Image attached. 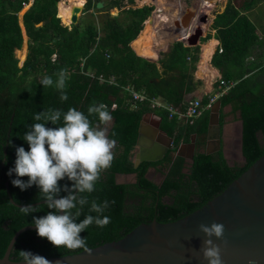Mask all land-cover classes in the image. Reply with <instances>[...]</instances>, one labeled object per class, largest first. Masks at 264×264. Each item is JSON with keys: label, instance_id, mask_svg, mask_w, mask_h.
<instances>
[{"label": "trees", "instance_id": "1", "mask_svg": "<svg viewBox=\"0 0 264 264\" xmlns=\"http://www.w3.org/2000/svg\"><path fill=\"white\" fill-rule=\"evenodd\" d=\"M29 1L0 0V257L20 228L34 225V216H45L51 211L40 203L33 205H40V211L24 216L19 211L21 206L10 199L21 205L43 201L39 199L38 186L21 190L12 184L16 174L8 175L9 169L15 166L16 149L23 146L29 150L22 137L29 130L28 125L36 122L33 115L37 112L48 108L67 111L74 107L87 114L90 105L103 103L113 116L108 134L118 145L112 166L102 173L96 191L85 194L89 201H109L110 207L103 215L110 217V223L104 228L93 224L81 232L88 248L119 240L139 224L150 223L154 218L167 223L194 212L264 155V40L248 14L257 0H228L212 23L215 33L210 32L201 39L207 41L214 36L219 40L222 52L219 49L214 52L211 64L221 71L224 80L234 82L219 98L221 130L226 115L223 108L227 105L232 106L233 113L239 112L242 120L245 162L233 165L228 163L222 149L212 153L201 150L210 109L194 124H183L170 119L167 110L152 107L151 99L159 97L169 104L184 105L185 93L195 89L197 84L193 72L200 52L199 46L186 47L182 42H175L159 60L162 70L156 62L138 56L130 43L143 29L153 6L133 7L134 0H127L130 4L127 7L125 0H107V4L98 9L101 13L95 21L91 9L102 0H87L83 13L89 11L90 18L81 16L77 23L68 26L58 17V0H33L22 16L28 39L26 58L19 66L16 50L24 43L19 12L23 3ZM114 8L118 13L111 15L110 10ZM261 26L264 34V24ZM191 48L193 58L187 60ZM61 69L68 73V100L65 102H61L60 93L54 87L40 83L45 76L56 79ZM127 88L145 94L146 98L135 103ZM208 101V96H204V104ZM148 111L161 116V128L174 138L173 147L162 159L142 161L135 166L132 153L140 123ZM46 126L60 125L48 122ZM194 134L198 148L193 162L188 163L175 152L182 143H190ZM151 167L165 173L160 184L147 177ZM117 173H136L137 180L119 183ZM21 179L26 182L28 177ZM59 183L63 189V185L70 187L73 182L65 178ZM67 194L62 190L57 197ZM88 208L89 205L84 206L77 222L89 214ZM19 250L48 258L84 249L73 252L58 248L47 238L38 236L37 229H28L14 243L10 254L13 260H22Z\"/></svg>", "mask_w": 264, "mask_h": 264}, {"label": "water", "instance_id": "2", "mask_svg": "<svg viewBox=\"0 0 264 264\" xmlns=\"http://www.w3.org/2000/svg\"><path fill=\"white\" fill-rule=\"evenodd\" d=\"M203 3L197 0L186 4V7L181 9L178 20L174 21L175 27L172 29L178 31V38L186 47L196 46L200 38L205 35L202 25L198 24L199 26L191 28L194 19L202 23H207L209 20V14L203 10L205 8ZM58 4L59 1L56 2L57 6ZM103 4V1H100L96 7L102 8ZM83 9L84 4L81 7H74L71 23L75 24L79 21ZM202 11L203 15L200 16ZM185 33L187 36L192 34L189 38L186 37L187 39L182 38L186 35ZM218 107L214 105L211 107L207 129L209 141L216 139L217 147L216 149L206 148V153L219 151L222 147ZM147 129V125L142 120L133 151L135 166L142 161H158L164 157L168 149L173 147L174 138L162 132L160 128L151 129L152 133H158L155 134L157 143L151 146L146 137L149 133ZM240 134V153L245 162L242 126ZM115 142L117 145L118 141L115 140ZM193 142L190 154L183 153L181 146L176 150V154L193 162L195 140ZM6 186L8 187V181ZM10 199L16 205L26 206L16 203L11 197ZM40 203L44 201L31 205ZM213 222L222 223L225 229L223 238L212 237L214 243L221 247L222 264H252V262L264 264V155L221 193L201 208L178 220L161 223L154 218L150 223L139 224L119 240L89 248L90 253L84 249L78 253L46 259L51 264H208L202 254L203 242L207 237L199 226L200 224L211 225ZM28 229H36V227L27 225L14 234L4 256L0 257V264H25L22 260H13L10 254L18 236Z\"/></svg>", "mask_w": 264, "mask_h": 264}, {"label": "clouds", "instance_id": "3", "mask_svg": "<svg viewBox=\"0 0 264 264\" xmlns=\"http://www.w3.org/2000/svg\"><path fill=\"white\" fill-rule=\"evenodd\" d=\"M32 1L23 3V8L31 5ZM21 19L20 24L24 28ZM24 32L26 34L25 28ZM191 34L187 37L189 38ZM67 80V70L61 69L56 73V79L45 76L40 83L44 87H54L60 93L61 102H65L68 100ZM92 118L95 119V124ZM33 120L36 122L28 125L29 130L22 137L28 143L29 150L23 146L16 149L15 166L9 169L8 175L16 174L17 178L12 180V184L21 190H26L33 185L38 186L39 199L43 200L47 209L51 210L45 216L33 217L32 223L37 229L38 236L47 238L58 248H66L73 252L83 248L90 253L91 249L87 246L86 238L81 237V232L93 224L104 228L110 223V217L103 215L110 207L109 201L105 200L102 203H98L96 199L89 201L88 195L85 194L96 191V184L101 179L102 173L112 166L116 142L108 133L113 116L107 106L101 103L90 105L87 114L74 107L67 111L48 108L35 113ZM48 122L60 126L47 127ZM201 150L205 151V149ZM25 176L28 177L26 182L21 179ZM65 178L73 183L70 187L68 184L63 185L62 189L59 182ZM116 181L119 182L117 177ZM62 190L68 194L57 198ZM85 205H89V214L77 222L84 212ZM40 209V205L31 204L19 207L20 213L24 216ZM199 228L207 237L202 247L203 258L208 261V264H222L221 247L214 243L212 237L223 238L224 225L213 222L211 225L200 224ZM19 257L25 264H51L45 257L25 250H19Z\"/></svg>", "mask_w": 264, "mask_h": 264}, {"label": "crops", "instance_id": "4", "mask_svg": "<svg viewBox=\"0 0 264 264\" xmlns=\"http://www.w3.org/2000/svg\"><path fill=\"white\" fill-rule=\"evenodd\" d=\"M172 4V3H171ZM158 6V5H157ZM225 6H226V2H225ZM225 6H222V10H217V12L215 13V15L213 17H211V21L208 23V27L207 29L208 32H206V34L203 36L205 37L208 33H212L214 34L215 33V30L212 29V23L214 21V18L215 16L218 14V13H221ZM183 9H184V6H183ZM254 9V8H253ZM252 9V10H253ZM248 11V14L249 16L251 17L253 15V11ZM93 12V11H92ZM94 13V12H93ZM100 14V12H99ZM162 14V13H161ZM158 17V16H156ZM257 16H256V20H257ZM252 19V17H251ZM168 20V19H167ZM167 20H162V22H164L166 24V22H170V21H167ZM156 20H154L155 22ZM255 21V20H253ZM255 23L258 25V33L260 35H263V32L262 30L260 29L259 26H261L262 24L261 23H258V21H255ZM154 26H156L154 24ZM168 26L171 28L172 27V24L168 23ZM164 29L163 27H161V25L157 26V31L159 32V29ZM24 29V28H23ZM205 30V28H204ZM164 31L166 32L167 30L164 29ZM141 32V31H140ZM25 33V32H24ZM140 34V33H139ZM154 31H153V43H154V48L156 49V55L155 56H147L145 54H141L137 51V49L134 47V41L136 40V37L131 43V47L133 48V50L136 52V54L138 56H141L143 58H146L150 61H153V62H156L159 69L162 70L163 67L161 66V64L159 63V60L163 57V54H166L167 52H169V50L171 49V46L175 43V42H171L172 44H169L167 46V42H165L164 40H162L163 37H165L166 35H168V37L172 38V33L167 31V33H165L164 35H162V33H159L158 35L159 36H156L154 35ZM186 34V33H185ZM184 34V35H185ZM162 36V37H161ZM186 36V35H185ZM185 36H183L182 38H185ZM176 38L179 37L178 35V31H177V34L175 36ZM188 38V37H187ZM186 38V39H187ZM212 38L214 39L215 41V44H214V51L213 53L211 54L210 56V59H209V65L211 66V69L212 72H208V71H203L201 72L198 67H199V63L202 59V50H203V45L206 44L207 42H210L212 40ZM208 39L207 41H201L202 37L200 38L199 40V43L196 45V46H199L200 48V53H199V60L197 62V67H196V70L193 72V76H194V80L197 81V84L195 86V89H193L192 91L190 92H186L185 95H184V99H185V102L191 98H194V97H201L203 98L204 96H209L211 94H213L216 90H217V78L219 76H222V73L219 69L215 68L212 64H211V58L214 54V52L219 49L220 47V42L218 39H216L214 36ZM162 40V41H161ZM26 41V40H25ZM161 41V42H160ZM169 41V40H168ZM171 41V40H170ZM169 41V42H170ZM176 42H182L181 40H178ZM160 45L156 48V45ZM184 44V43H183ZM27 45V44H26ZM185 46V44H184ZM167 47V48H165ZM190 47H193V46H190ZM193 53H194V50L193 48L190 49V51L188 52L187 54V60H188V56L192 57L193 58ZM191 60V59H190ZM214 72V73H213ZM204 77V78H203ZM214 80V81H213ZM145 95V94H144ZM146 98V97H145ZM151 100H156L157 102H159L161 104V106H152L153 108H162V109H165L163 106L168 104V102H166L162 97H159V98H154V99H151ZM214 107H217L219 106V121H220V111H221V101L219 99L216 100V102L213 104ZM211 111V109H210ZM223 112L226 114L225 115V123L222 127V130H221V146H222V150H223V153L226 157V159L230 162V163H241L243 160L241 161H236L235 160V156L238 154V150L233 146V138H232V132H231V128L234 126V129L233 130H236V125H239L240 127L242 126V121H241V118L239 120V115H235L233 112H232V106L231 105H227L223 108ZM209 116H210V113H209ZM145 124L147 125L148 127V131L149 132L146 137H147V141L149 142V144L154 145V143H157V138H156V135L155 134H158L157 132H154L152 133V130H155V128H161V116H159L157 113L153 112V111H148L147 113L144 114L143 116V119ZM113 122V121H112ZM240 128H238L239 130ZM151 130V131H150ZM162 132H164L165 134H167L165 131L162 130ZM196 135H192V139H191V142H193V140H196ZM240 138H241V134H240ZM239 138V140H240ZM182 143L180 146L182 147V152L185 153V154H190L192 152V149H191V144L192 143ZM216 139L214 141H209L208 137H207V133H206V136H205V139H204V143H203V149H206V148H209V149H216ZM197 150V149H196ZM239 155H240V148H239ZM232 159V160H231ZM150 177L156 181L157 183H161L164 178H165V173L160 171L158 168H152L150 170ZM117 177V180L121 183H129V182H133L135 179H136V175L134 173H118L116 175Z\"/></svg>", "mask_w": 264, "mask_h": 264}, {"label": "bare ground", "instance_id": "5", "mask_svg": "<svg viewBox=\"0 0 264 264\" xmlns=\"http://www.w3.org/2000/svg\"><path fill=\"white\" fill-rule=\"evenodd\" d=\"M85 1L86 0H61V1H59L60 4H58L59 5V8H58L59 9L58 16L61 17V19L63 20L64 23L70 24L71 23V17H72V14H73L74 7L75 6H79V7L83 6V4L85 3ZM166 1L165 0H160V3H159L160 5L159 6L165 7V8H168V9H165V11H164L162 8H161L162 9L161 10L160 7L157 6L158 9H156L155 12L158 13V12H160L159 10H161V12H163L161 14V17H162L161 20H166V19H163V18H166V17H169V16H173L174 17L175 15H177L176 16L177 17L176 20H178V16H180V12L183 10L182 5L180 6L179 11H176L172 7V4H171L172 2H166ZM201 1H202V3L204 2V0H201ZM215 1L216 0H210V2L204 3V5L205 6L206 5L207 6H213L214 3H215ZM180 4H181V2H180ZM167 6H170V7H167ZM169 11H171V12H169ZM157 13L155 14V16H158ZM155 16H154V18H155ZM158 18H160V17H158ZM153 19L152 18H149L148 20H146L144 22V27H143L142 31L140 32V34L138 35V37L136 38V40L133 43L134 44V47L137 49V51L139 53L145 54L147 56H155L156 55V49L154 48V43H153V31L155 33L154 35H156V36H159L158 35L159 33H162V35H164L165 33H167L162 28L159 29V32H158L157 31L158 30L157 29V26L155 28H153L154 27V24H155L154 21H153ZM193 21H195L194 23L196 24V26H194L193 24H191V28H195V27L199 26L198 25L199 23L197 22V19H194ZM200 25H202V27L205 28V29L207 28V27H205L203 25V23L200 24ZM161 26H163V25L161 24ZM173 27H175L174 24H173V26L171 28H173ZM171 33H172V38H176L175 36L177 34V31L175 29H173L171 31ZM165 38L167 39V37H163L162 40H164L166 42ZM214 44H215V41L212 38V40L210 42H207L206 44L203 45L202 59H201V61L199 63V67H198V69L201 72H203V71L212 72V70H210L211 69V66L209 65L210 64L209 63V59H210V56H211V54L213 53V51L215 49L214 48ZM26 50H27V48H26V44H25V46L22 48V50L20 52L22 59H24L25 56H26Z\"/></svg>", "mask_w": 264, "mask_h": 264}, {"label": "rangeland", "instance_id": "6", "mask_svg": "<svg viewBox=\"0 0 264 264\" xmlns=\"http://www.w3.org/2000/svg\"><path fill=\"white\" fill-rule=\"evenodd\" d=\"M58 1H61V0H58ZM103 1V7H104V5H106L107 4V0H102ZM166 1V0H165ZM172 0H167L166 2H171ZM176 1H179V5H177V4H175V5H173L172 4V7L176 10V11H179V8H180V6L182 5V6H184V8H185V5L186 4H190V2L192 1V0H173L172 2H176ZM194 1H197V0H194ZM227 1L228 0H216L215 2L216 3H214V5L213 6H205V8L203 9L204 10V12H207V14H209V20H208V22L207 23H204L203 22V25L204 26H207L208 27V23L211 21V17H213L214 15H215V13H216V11L217 10H222V6H225V2L227 3ZM125 2L127 3V7H130V4L128 3V1L127 0H125ZM180 2H181V4H180ZM206 2H210V0H204V3H206ZM160 0H134V4L132 5L133 7H141V6H145V5H147V6H153V9H152V12H151V14H150V16L148 17V19L149 18H154V16H155V14L157 13V12H155L156 11V9H158V7H160V9L162 8L164 11H165V9H168V8H165V7H161V6H159L160 4ZM203 3V4H204ZM59 4H60V2H59ZM29 5V4H28ZM157 5H158V7H157ZM30 7V5L29 6H26L25 8H23V10L21 11V12H19V17L20 18H22V14H23V12H25L28 8ZM102 7V8H103ZM167 7H170V6H167ZM214 7H216V9H213ZM58 8H59V5H58ZM102 8H100V9H102ZM98 9L99 8H97V7H93L92 9H91V12L93 11L94 12V16H93V18H94V20L96 21L97 20V16H98V14H99V12L100 11H98ZM161 9V10H162ZM161 10H159L160 12H158L157 14H158V17H160V18H158V17H156L155 16V18L153 19V21L154 20H156L154 23H155V25L156 26H159V25H163V26H161V27H165L164 29L165 30H167L168 31V33L169 32H171L173 29L172 28H170L169 26H168V23H170V24H172V26H173V24H174V21H176V19H177V15H175L174 17L173 16H169V17H166V18H163V19H168L167 21H170V22H166V24L163 22L162 23V17H161V13H163V12H161ZM253 11V15L251 16L252 17V19L253 20H255V21H258V23H261V24H264V0H257V3H256V5L254 6V9L252 10ZM57 12H59V9H57ZM169 12H171V11H169ZM101 13V12H100ZM110 13H111V15H116L117 13H118V9L117 8H114V9H112V10H110ZM166 13V12H165ZM205 14V13H204ZM213 14V15H212ZM89 11L87 12V13H81V15L80 16H83V17H86V16H88V18H90L89 17ZM256 16L258 17L257 18V20L255 19L256 18ZM176 17V18H175ZM61 18V17H60ZM175 18V19H174ZM147 19V20H148ZM21 21H22V19H21ZM61 22L62 23H64L63 22V20L61 19ZM195 21H193L192 22V24L194 25V26H196V24L194 23ZM64 24H66V23H64ZM199 24H202V22L200 21L199 22ZM67 25H69V24H67ZM156 26H154L153 28H155ZM144 27V26H143ZM260 27V26H259ZM262 27V26H261ZM163 29V30H164ZM208 30L209 29H205L204 30V34H206V32H208ZM142 31V30H141ZM166 31V32H167ZM191 32V31H190ZM191 34V33H190ZM179 35V34H178ZM184 35V34H183ZM24 37H25V40L27 39V36H26V34L24 33ZM162 37V36H161ZM165 37H167V39L165 38V40H166V42H167V46L169 45V44H172L171 42H176V41H178V40H180L179 38H169L168 37V35H166ZM183 37V36H182ZM187 37V34H186V36H185V38ZM24 40V43H23V46H22V48L25 46V44H27V42ZM170 42H169V41ZM161 42V41H160ZM158 46H160L159 44L158 45H156V48L158 47ZM22 48L20 49V50H16V56H17V58L19 59V66H22V63H23V61H24V59H22V57H21V54H20V52H21V50H22ZM26 48H27V45H26ZM165 48H167V47H165ZM26 52H27V50H26ZM200 53V52H199ZM26 57V56H25ZM235 115H239V120H240V113L239 112H237V113H234ZM238 128H241L239 125H236V130H233L234 129V126L231 128V132H232V138H233V146L238 150V154L235 156V160L236 161H241V160H243L242 159V155H241V153H240V155H239V148H240V140H239V138H240V129L238 130ZM232 160V159H231ZM242 163V162H241Z\"/></svg>", "mask_w": 264, "mask_h": 264}, {"label": "built area", "instance_id": "7", "mask_svg": "<svg viewBox=\"0 0 264 264\" xmlns=\"http://www.w3.org/2000/svg\"><path fill=\"white\" fill-rule=\"evenodd\" d=\"M260 38L264 40V34L260 35ZM219 51L222 52L221 47H219ZM191 57L188 56V60H190ZM218 86L217 90L212 94L209 95V102L204 104L203 99L201 97H194L189 100H187L184 105H174V104H166L163 107L168 111V117L170 119H177L181 123L186 124H193L198 117L202 115V113L209 109L212 104L224 93H226L232 85H234V82L230 81L227 82L222 78V76H219L217 78ZM130 89L132 93L133 100L136 101H142L145 99V95L143 93H139L135 91L133 88H127ZM152 106H161L159 102L156 100H151ZM113 108H116V104L112 105Z\"/></svg>", "mask_w": 264, "mask_h": 264}, {"label": "flooded vegetation", "instance_id": "8", "mask_svg": "<svg viewBox=\"0 0 264 264\" xmlns=\"http://www.w3.org/2000/svg\"><path fill=\"white\" fill-rule=\"evenodd\" d=\"M172 2V1H171ZM172 4L173 5H175V4H177V5H179V1H176V2H172ZM183 7V6H182ZM201 15H203V11L201 12V14H200V16ZM197 22L199 23V20L197 19ZM113 124V123H112ZM109 130H110V128H109ZM195 144H196V149L198 148V146H197V142H195ZM118 145V144H117ZM115 148H116V146H115ZM115 148L113 149V151H115ZM201 149H203V148H201ZM186 160H187V162L188 163H191V161L188 159V158H186V157H184ZM132 159H134V152L132 153ZM152 168H155V167H151L149 170H148V173H147V177L148 178H150V179H152L151 177H150V170L152 169ZM135 174V173H134ZM136 175V174H135ZM137 180V176H136V179L133 181V182H135ZM153 180V179H152ZM156 182V181H155ZM131 183V182H130ZM157 183V182H156ZM160 184V183H159Z\"/></svg>", "mask_w": 264, "mask_h": 264}]
</instances>
